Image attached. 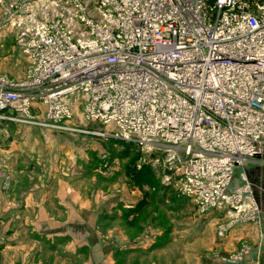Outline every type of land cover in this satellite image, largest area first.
<instances>
[{
	"label": "built area",
	"instance_id": "1",
	"mask_svg": "<svg viewBox=\"0 0 264 264\" xmlns=\"http://www.w3.org/2000/svg\"><path fill=\"white\" fill-rule=\"evenodd\" d=\"M33 1L0 0L27 58L21 80L0 74V118L39 108L40 125L160 151L199 216L229 215L220 237L264 223V0H61L71 16L53 18Z\"/></svg>",
	"mask_w": 264,
	"mask_h": 264
},
{
	"label": "crops",
	"instance_id": "2",
	"mask_svg": "<svg viewBox=\"0 0 264 264\" xmlns=\"http://www.w3.org/2000/svg\"><path fill=\"white\" fill-rule=\"evenodd\" d=\"M1 67L0 74L11 77ZM40 112H32L38 122ZM72 140L37 123L0 118V264H165L153 260L154 236L150 246L123 248L138 235L126 225L133 214L122 217L119 208L134 199L103 198L102 189L74 182ZM250 177L263 184L259 170ZM242 243L247 251L240 261L220 259ZM207 244L193 261L174 264H264V223L237 224L221 237L215 232Z\"/></svg>",
	"mask_w": 264,
	"mask_h": 264
},
{
	"label": "rangeland",
	"instance_id": "3",
	"mask_svg": "<svg viewBox=\"0 0 264 264\" xmlns=\"http://www.w3.org/2000/svg\"><path fill=\"white\" fill-rule=\"evenodd\" d=\"M86 1L91 7L93 0ZM33 2L38 11L34 14L36 18L71 16V10L61 0ZM41 10H44V14L40 13ZM0 37L1 71L19 79L27 61L22 44L15 37L14 30ZM36 123L44 131H57L73 139L71 148L74 149V161L69 168L73 171L74 182L102 189L103 198L114 197L123 202L127 198L134 199L133 204L127 203L119 208L122 217L133 214L126 225L135 230L134 237L138 235L126 240L122 245L125 250H139V245L143 243L145 247L150 246L154 236L157 239L153 245L156 249H153L156 253L153 260H163L165 264H174L180 258L193 261L196 251L206 248L217 225L229 221V215L222 212L205 216L196 213L189 199L179 193L175 186L177 174L164 167L160 151L147 152L130 145L128 153L121 156L125 144L111 137L91 134L92 131H101L93 124L76 120L69 124L71 130H62L40 125L38 121ZM104 163L108 165L104 167ZM144 168L148 172L141 174ZM149 248L144 251H150Z\"/></svg>",
	"mask_w": 264,
	"mask_h": 264
},
{
	"label": "trees",
	"instance_id": "4",
	"mask_svg": "<svg viewBox=\"0 0 264 264\" xmlns=\"http://www.w3.org/2000/svg\"><path fill=\"white\" fill-rule=\"evenodd\" d=\"M118 141H120V140H118ZM120 142L123 143V144H125V149H123V151L120 152L121 153V156H125L128 153V151H129L130 145L131 146H134V145L131 144V143L123 142V141H120ZM147 172H148L147 168H144V170L141 172V174H146Z\"/></svg>",
	"mask_w": 264,
	"mask_h": 264
}]
</instances>
